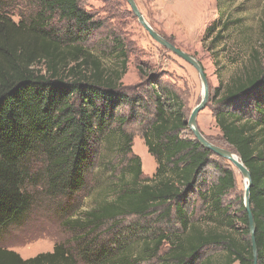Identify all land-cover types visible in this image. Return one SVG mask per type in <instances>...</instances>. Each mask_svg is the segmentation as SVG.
<instances>
[{"label":"trees","instance_id":"obj_1","mask_svg":"<svg viewBox=\"0 0 264 264\" xmlns=\"http://www.w3.org/2000/svg\"><path fill=\"white\" fill-rule=\"evenodd\" d=\"M28 2L34 14L17 25L0 6V231L19 221L32 203L26 185L33 176L34 158L44 167L49 191L75 193L99 151V135L116 120L121 147L129 154L123 169L130 177L120 184L126 177L122 173L112 197L101 194L79 219L70 220L84 234L78 237L86 242L80 250L82 259L88 264H142L152 258L161 264H254L244 204L235 217L221 210L223 197L236 188L234 171L228 163L210 160L214 153L195 138L181 137L187 117L177 92L157 80L145 83L153 108L142 136L157 168L152 179L142 178L140 159L130 150L132 136L123 127L138 116V107L146 110L147 103L143 95L127 92L121 82L126 72L124 54L119 67L109 69L84 47L100 22L80 0ZM260 46L222 90L219 86L213 90V115L225 147L250 173L256 264H264V37ZM165 101L173 109L168 110ZM121 106H128L127 114L118 112ZM211 163L219 172L216 182L200 192ZM191 194L202 196L210 205L208 216L218 214L227 227L216 224L220 219L212 218L208 227L190 220ZM155 210L173 227L155 237L136 238V244L120 238L130 230L120 227L114 236L109 234L91 247L98 238L91 235L101 227L106 226L102 229L106 234L123 218L144 217ZM207 247H220L222 258L216 262L203 257ZM0 264L80 263L64 245L56 244L51 252L28 259L0 247Z\"/></svg>","mask_w":264,"mask_h":264},{"label":"rangeland","instance_id":"obj_2","mask_svg":"<svg viewBox=\"0 0 264 264\" xmlns=\"http://www.w3.org/2000/svg\"><path fill=\"white\" fill-rule=\"evenodd\" d=\"M134 2L154 31L201 64L208 82L209 98L206 106L197 115V127L209 142L225 147L213 115L215 108L213 90L217 86L222 90L230 78L238 74L249 61L253 50L260 49L264 37V0H134ZM80 5L100 22V28L84 42V47L98 56L109 69L119 67L123 53L126 59V72L121 82L127 88V92L140 94L145 98L146 110L138 107L136 113L138 116L123 128L132 136L130 150L140 159L142 178L152 179L157 163L148 152L142 136L153 108L145 83L151 79L157 80L161 86L165 85L169 89L172 87L185 106L184 111L188 119L191 110L202 96L199 75L191 64L151 38L138 22L126 0H80ZM0 6L16 25L20 21H28L34 14L28 0H0ZM165 107L168 110L173 109L168 101H165ZM128 110V106H121L118 112L125 115ZM118 126V122L114 120L107 132L99 135L101 137L99 151L93 159L92 166L90 163L87 168L84 183L75 193L54 195L49 191L46 176L43 175L44 167H41L38 158H34L30 165L33 176L26 185L32 203L19 221L0 231L1 248L12 250L22 259H28L39 253L51 252L56 244H62L73 253L80 264H88L80 256V250L86 242H80L81 239L78 237L84 234L77 231L79 226L70 223V220L79 219L101 194L112 197L116 189L113 186L118 185V178L122 173L125 172L126 177L122 178L120 184L124 179H129L127 170L123 169L124 160L129 154L126 155L123 146L121 147L122 137ZM181 137L194 138L188 127L181 132ZM210 160L218 165L228 163L234 171L236 188L227 192L220 205L221 210L227 212L226 216L235 217L239 214V206L243 204L244 180L228 160L214 154ZM218 174V169L211 163L205 169L203 176L205 187L200 192L213 185ZM188 198L187 211L190 213V220L208 227L214 223L213 219L216 222L220 219L216 224L222 223L221 227H227V222L221 220L222 217L218 214L208 216L211 214L210 205L202 196L191 194ZM158 214L159 212L155 210L144 217L123 218L117 222L116 229L106 234L102 231L106 226H103L96 232L97 234L91 235L92 239L98 235L91 247L108 239L109 234L114 236L120 227L130 229L124 230L120 236L126 244L148 234L151 237L158 236L161 230L173 227L170 221H165ZM235 227L238 228L239 225ZM235 230L233 235L239 238L240 233ZM133 244H136V241ZM165 249L166 244L161 246V253ZM222 254L220 247H207L202 250L203 257H210L216 262L222 258ZM142 264L161 263L158 259L152 258Z\"/></svg>","mask_w":264,"mask_h":264},{"label":"water","instance_id":"obj_3","mask_svg":"<svg viewBox=\"0 0 264 264\" xmlns=\"http://www.w3.org/2000/svg\"><path fill=\"white\" fill-rule=\"evenodd\" d=\"M126 1L129 4L134 15L137 17L138 22L148 32L151 38H153L159 44H161L162 46L169 49L174 54H176L177 56L181 57L183 60L191 64L199 75L201 85H202V96L199 102L191 110L190 115L188 119L186 120V124L189 130L192 132L194 138L201 144L202 147L209 149L215 155L228 160L235 167V169L240 174L242 179L246 180V184L243 187V204H244L245 211L247 212V215H248L249 234H250V240H251V245L253 249L254 264H256L255 263L256 245H255V240H254L255 223H254V220H253V217L250 211V205H249V189H250V184H251L250 173L248 169L244 166L242 161L240 160L239 156L233 150H231L230 148H226V147H220V146H217L209 142L205 138V136L200 132L199 128L197 127V123H196L197 115L199 111L202 110L206 106V103L209 98V87H208V82H207V78L205 76L204 70L201 64L193 56L175 47L172 43H170L164 37L159 35L156 31H154L152 27L145 21L144 17L137 9V6L135 5L134 0H126Z\"/></svg>","mask_w":264,"mask_h":264},{"label":"bare ground","instance_id":"obj_4","mask_svg":"<svg viewBox=\"0 0 264 264\" xmlns=\"http://www.w3.org/2000/svg\"><path fill=\"white\" fill-rule=\"evenodd\" d=\"M244 180V179H243ZM245 184H246V180H244V186H245Z\"/></svg>","mask_w":264,"mask_h":264}]
</instances>
